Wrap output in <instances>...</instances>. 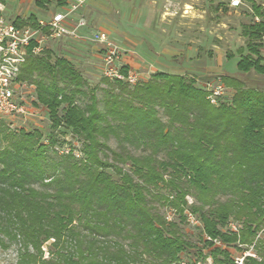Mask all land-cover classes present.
<instances>
[{"label": "trees", "instance_id": "1", "mask_svg": "<svg viewBox=\"0 0 264 264\" xmlns=\"http://www.w3.org/2000/svg\"><path fill=\"white\" fill-rule=\"evenodd\" d=\"M248 1L237 68L264 75V5ZM14 22L38 26L34 15ZM19 79L36 86L52 129L82 146L59 153L69 142L54 131L44 143L0 121V246L20 244L17 264H239L229 247L243 245L254 250L243 264H264V89L223 74L234 92L215 104L195 78L159 71L134 84L105 78L100 100L49 47L29 50ZM191 217L208 252L190 249L181 224Z\"/></svg>", "mask_w": 264, "mask_h": 264}, {"label": "rangeland", "instance_id": "2", "mask_svg": "<svg viewBox=\"0 0 264 264\" xmlns=\"http://www.w3.org/2000/svg\"><path fill=\"white\" fill-rule=\"evenodd\" d=\"M37 1L28 0L22 7H17L18 4L15 0H7L3 14L12 19L18 14L20 17L27 18L32 11L37 10L41 12V18L49 19L53 12L65 11L76 2L70 0L69 6L65 8L62 7V0H39V3ZM90 1L86 0V3ZM255 1L264 5V0ZM102 2L109 9L105 13L110 17L112 15L111 19L120 29V31L111 30L110 38L121 47L122 64L124 63L122 57L126 51L121 46L125 39L121 33L129 32L138 38L139 28L145 26L144 35L146 41L151 45L156 43L158 50L171 48V50L177 51V54L173 56H160L159 59L163 64H171L176 67L177 73L195 78L198 86L205 88L207 82L216 83L221 80L223 74H229L243 79L248 86L264 89L263 74H258L255 71L243 72L237 68L238 59L241 58L240 48L243 47L247 52V39L244 36L245 26L254 16L250 1L242 0L243 4L239 7H232L229 0H103ZM82 5L73 12L74 15ZM165 11L172 14L167 13L166 15ZM164 15L165 18H163ZM254 19L259 21L261 18L255 15ZM174 43L176 48L173 46ZM46 45L52 49L55 55L70 59L74 66L83 73L87 82L84 90L88 93L95 90L100 100L106 97L104 89L109 85L102 72L104 54L102 45L86 37L52 39ZM146 51L149 52L147 48ZM229 51L233 53L230 58L227 56ZM262 53L264 55V47ZM150 56L149 60L154 64L152 60L154 55ZM154 66L156 65L154 64ZM169 70V67L165 65L156 67L150 65L144 69L133 71L138 74L139 81H142L149 79L155 72L172 73ZM25 83L27 84L17 85L16 89L24 98L26 112L10 117L0 116V121H3L6 127L14 130L39 131L43 135L44 143L49 142L48 138L54 131L60 141L64 138L69 142L55 146L59 153L69 150L71 143L76 154L80 156L81 141L63 126L57 130L52 129L48 109L43 105L36 104V86L27 81ZM233 92L234 89L226 87V92L220 97L229 98ZM82 99L85 100L83 97ZM100 106L103 107L102 102ZM109 145L117 148V140L111 138ZM110 171L112 172V170ZM188 199L190 203L195 200L192 196H188ZM161 209L169 219L180 220L179 214L169 206H161ZM188 221L182 223L181 228L189 241L194 244L190 249L196 251L197 248L202 247L204 252H208L209 248L204 246L200 239V231L196 226L197 220L191 217ZM261 234L264 237V232ZM50 242L45 243V257L49 256ZM19 249L18 242H12L6 249L0 246V264H17ZM229 250L234 257L237 255L244 257L248 253L254 255L252 247L248 248L244 245L241 250L232 246L229 247ZM208 261L213 264L211 258Z\"/></svg>", "mask_w": 264, "mask_h": 264}, {"label": "built area", "instance_id": "3", "mask_svg": "<svg viewBox=\"0 0 264 264\" xmlns=\"http://www.w3.org/2000/svg\"><path fill=\"white\" fill-rule=\"evenodd\" d=\"M75 1L72 7L55 12L50 19L38 20V26H18L13 19L4 14L0 15V116L10 117L26 112L24 98L16 89L17 85L27 84L19 79L21 69L30 49L33 54L39 55L52 39L86 37L102 45L104 49L102 72L106 78L123 80L131 84L140 80L138 74L132 69L128 68L127 73L123 72L125 65L121 63V47L112 41L106 30L85 32L88 20L84 16L77 19L73 14L85 0ZM229 2L232 7L243 4L242 0H229ZM205 86L209 99L215 104L226 92V86L222 80L216 83L207 82ZM244 257H238L237 262L243 264Z\"/></svg>", "mask_w": 264, "mask_h": 264}, {"label": "crops", "instance_id": "4", "mask_svg": "<svg viewBox=\"0 0 264 264\" xmlns=\"http://www.w3.org/2000/svg\"><path fill=\"white\" fill-rule=\"evenodd\" d=\"M26 1L28 0H15V2H17L18 4L17 7H22L23 4L26 3ZM69 1L70 0H62L61 1L63 3L62 7L67 8L69 6ZM102 1L101 0H91L90 2L86 3V0H85V3H83L81 8L76 11L75 16L77 17V19L81 16H84L88 20V27L85 30L86 33H89L90 31H93V30L102 29V30H106L110 36L111 30L120 31V29L116 27L115 22L111 19L112 15L110 17V15L108 16V14L105 13L109 9L107 8V5ZM37 3H39V0L37 1ZM6 6H7V0H5L3 4H0V9L2 10V14H3V8ZM166 11H165L166 15L167 13L172 14ZM55 12H58V11H55ZM55 12H53L52 15ZM40 13L41 12L34 10L31 12L30 15H34L37 18V20L44 19V18H41ZM18 16L20 17V14H18L16 17ZM15 18L13 20H15ZM163 18H165V15ZM145 31H146L145 26L143 28H139L138 38L134 37L133 34L129 32L121 33L125 38L124 43H121V46L126 51V53H124L122 57V61L124 62L123 65L133 70L144 69L150 65L152 67H156L157 65H165L169 67L170 72L177 73L176 67H173L171 64H168V63L163 64V62L159 59L160 56L176 55L177 51L171 50V48L169 49L163 48V50H158L156 43L151 45L148 41H146V38L144 35ZM173 46L176 48L175 43L173 44ZM146 48L148 49L149 52L146 51ZM151 48L153 51L151 50ZM150 55H154L152 60L154 61L153 63L156 66H154V64L151 63L152 61L149 60V58L151 57Z\"/></svg>", "mask_w": 264, "mask_h": 264}]
</instances>
